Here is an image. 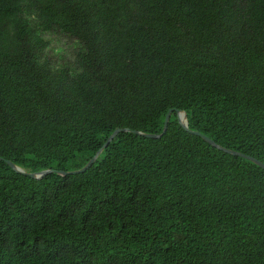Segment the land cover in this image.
Wrapping results in <instances>:
<instances>
[{
  "label": "trees",
  "instance_id": "trees-1",
  "mask_svg": "<svg viewBox=\"0 0 264 264\" xmlns=\"http://www.w3.org/2000/svg\"><path fill=\"white\" fill-rule=\"evenodd\" d=\"M169 109L264 164V0H0L1 159L79 170ZM0 264H264V170L174 112L81 174L0 160Z\"/></svg>",
  "mask_w": 264,
  "mask_h": 264
},
{
  "label": "water",
  "instance_id": "water-1",
  "mask_svg": "<svg viewBox=\"0 0 264 264\" xmlns=\"http://www.w3.org/2000/svg\"><path fill=\"white\" fill-rule=\"evenodd\" d=\"M175 113L177 116V121L179 123V125L183 128V130H185L186 132L195 135L199 138H201L204 142H206L207 144H209L210 146H212L213 148L222 151L226 154H229L231 156H236V157H240L243 158L245 160H248L252 163H254L255 165L259 166L260 168H262L264 170V164L261 163L260 161L256 160L253 157L244 155L242 153L233 151V150H229L226 149L218 144H216L214 141H212L211 139H209L208 137H206L205 135L197 132V131H191L188 128V121H187V116L186 113L184 111L178 110V109H169L166 116H165V120H164V125H163V130L161 134L158 135H154V134H144L142 132H138V131H130L129 129L123 128V129H115L114 132L106 139V141L103 143V145L101 146V148L94 154V156L88 161V163L81 169L79 170H75V171H69V172H65V171H55V170H43L40 172H36V173H30V172H26L23 169H21L20 167L14 165L12 162L8 161V160H3L14 172L24 175V176H28L32 179L35 180H40L43 177H45L46 175H49L51 173H56L60 176H67V175H76V174H81L83 172H85L87 169H89L94 162L97 160V158L100 156V154L102 153V151L112 142V140L116 137V135L120 132H131L135 135H139V136H143V137H147V138H152V139H157L160 138L167 130V125L169 122V119L172 115V113Z\"/></svg>",
  "mask_w": 264,
  "mask_h": 264
},
{
  "label": "rangeland",
  "instance_id": "rangeland-1",
  "mask_svg": "<svg viewBox=\"0 0 264 264\" xmlns=\"http://www.w3.org/2000/svg\"><path fill=\"white\" fill-rule=\"evenodd\" d=\"M50 45L48 55L51 58V61L55 64H69L73 65V50L72 42L66 38H62L59 36H51L50 37ZM57 47L63 48V52L57 54L53 50Z\"/></svg>",
  "mask_w": 264,
  "mask_h": 264
},
{
  "label": "clouds",
  "instance_id": "clouds-1",
  "mask_svg": "<svg viewBox=\"0 0 264 264\" xmlns=\"http://www.w3.org/2000/svg\"><path fill=\"white\" fill-rule=\"evenodd\" d=\"M22 15H23V17H24L25 20H36V19H37V14H36V11H35V10H33L31 13H29L28 11L22 9ZM37 34L40 35V37H41L42 40H44V39H48V38H49V33H43V34H41V33L38 32ZM72 47H74V48H79L81 52H85V51H86V49H85L84 46L80 43L79 40H74V41H73V44H72ZM50 48H51V45H50V44H46V45H45V49H44V51L47 52ZM53 51H54L55 53L59 54V53L63 52V48H61V47H57V48H55ZM59 67H60V65L58 64V65H57V68H59ZM55 70H56V69H54V71H55ZM82 71H83V69H81V68H73V69H70V70H69L68 75H69L71 78L74 79V78H76L77 76H79L80 73H81Z\"/></svg>",
  "mask_w": 264,
  "mask_h": 264
}]
</instances>
